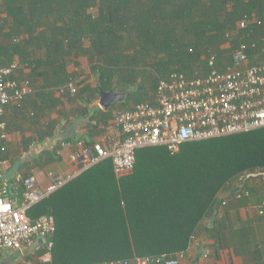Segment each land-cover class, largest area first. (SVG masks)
Segmentation results:
<instances>
[{
    "label": "trees",
    "instance_id": "1",
    "mask_svg": "<svg viewBox=\"0 0 264 264\" xmlns=\"http://www.w3.org/2000/svg\"><path fill=\"white\" fill-rule=\"evenodd\" d=\"M241 43L250 45L249 59L264 47V0H0V67L17 60L11 77L28 80L34 95L14 110L31 104L25 118L38 126L46 113L58 108L59 115L35 140H54L53 146L35 157V141L22 139L11 158L6 140L0 162L8 161L9 171L20 161L15 174L23 181L34 168L60 161L62 144L91 146L92 131L105 130L117 112L152 103L159 80L207 74L211 55L224 71ZM100 90L125 93V101L100 109ZM79 121L91 136L70 135ZM242 175L241 186L264 176V128L186 143L175 154L140 149L125 178L115 177L112 161L103 160L31 207L28 216L55 219L51 264L169 258L185 254L198 232L211 237L216 207L223 194L238 191L232 182ZM16 185L13 196H20L22 182Z\"/></svg>",
    "mask_w": 264,
    "mask_h": 264
},
{
    "label": "built area",
    "instance_id": "2",
    "mask_svg": "<svg viewBox=\"0 0 264 264\" xmlns=\"http://www.w3.org/2000/svg\"><path fill=\"white\" fill-rule=\"evenodd\" d=\"M246 25L241 22L239 27L245 29ZM249 48V44L241 43L224 71L216 69V56L211 55L207 74L188 77L173 73L169 79L159 80L152 103L117 112L105 141L88 147L74 144L78 149L68 157L73 169L65 174L50 173L46 187L39 186L32 175L23 181L19 178L16 184L22 182V192L13 196L11 192L18 186L3 182L0 174V254L22 252L37 245L44 251L43 261L51 264L55 219L50 215L31 219L28 211L103 160L112 161L115 177L125 178L133 173L140 149L164 147L175 154L186 143L264 128V62L251 64ZM19 67L17 61L0 67V145L7 140L3 119L7 108L21 104L32 92L28 80L12 79ZM68 89L74 92L75 87L69 85ZM243 179L244 175L238 181ZM248 195L243 189L234 192L236 198ZM183 259L184 254L178 253L169 258H137L134 264H181Z\"/></svg>",
    "mask_w": 264,
    "mask_h": 264
},
{
    "label": "crops",
    "instance_id": "3",
    "mask_svg": "<svg viewBox=\"0 0 264 264\" xmlns=\"http://www.w3.org/2000/svg\"><path fill=\"white\" fill-rule=\"evenodd\" d=\"M261 51L253 55V58L250 59L251 64L262 63L259 62L264 59ZM32 93L33 90L29 95ZM28 97H34V95ZM95 106L99 107L98 102L95 103ZM65 108L68 110L70 105L66 103ZM20 112L23 113L20 115ZM32 112L31 104L26 103L24 109L19 112L14 110V106L9 107L3 117L6 126L8 124V139L4 147L9 148L11 158H14L20 151L22 139L29 138L35 141L38 132L42 131L44 125L54 123L59 117L57 108L56 111L41 116L39 118L41 126H38L35 121H28L25 118L31 117ZM83 124V121L75 122L70 135H77V137L88 135V129ZM104 131L102 130L99 133L92 131L94 142H102L107 139L103 136ZM55 143L56 141L52 140L38 145L35 141L33 146L37 147L34 156L36 157L43 149L46 150ZM78 143L83 144V142H77L76 144ZM71 147L67 149L63 147L60 150L62 157L60 161L50 162L43 167L33 169L31 175L36 178L39 186H47L50 173L65 174L73 169V164L69 162L68 157L71 151L77 150L78 147L74 144ZM8 168V161L0 162V174L2 176L8 172ZM14 176L15 179L11 183L12 185H16L20 174L17 173ZM244 182V186H241L240 181L234 180L232 186L233 188L237 186L238 191L241 189L247 191L249 195L236 198L234 192L223 194L222 202L216 207L218 211L216 222L213 227L212 225L210 227L214 233L211 234L210 238L204 239L206 233L198 232L194 238L195 242L189 245L181 264H264V176L248 178ZM12 194H14V191H12ZM201 240H203V244L200 247L198 244ZM43 257L44 251L35 245L22 252L1 253L0 261L15 258L10 264H20L23 261L31 264H47L43 261ZM130 264H134V261Z\"/></svg>",
    "mask_w": 264,
    "mask_h": 264
},
{
    "label": "water",
    "instance_id": "4",
    "mask_svg": "<svg viewBox=\"0 0 264 264\" xmlns=\"http://www.w3.org/2000/svg\"><path fill=\"white\" fill-rule=\"evenodd\" d=\"M125 97V93H116L113 90H110L108 92L100 90L98 104L102 109L106 110L115 104L123 103L125 101ZM20 164V161L14 163L13 167L5 175H3L2 181L8 182L14 176ZM14 259L15 258L0 261V264H10Z\"/></svg>",
    "mask_w": 264,
    "mask_h": 264
},
{
    "label": "rangeland",
    "instance_id": "5",
    "mask_svg": "<svg viewBox=\"0 0 264 264\" xmlns=\"http://www.w3.org/2000/svg\"><path fill=\"white\" fill-rule=\"evenodd\" d=\"M264 49V48H263ZM262 52V56L264 57V51H261ZM98 102V101H97ZM112 126H109L104 132H103V136H105V138L106 137H108V131H109V129L111 128ZM119 179V178H118Z\"/></svg>",
    "mask_w": 264,
    "mask_h": 264
},
{
    "label": "clouds",
    "instance_id": "6",
    "mask_svg": "<svg viewBox=\"0 0 264 264\" xmlns=\"http://www.w3.org/2000/svg\"><path fill=\"white\" fill-rule=\"evenodd\" d=\"M98 100H99V99H98ZM119 104H120V103H119ZM115 105H116V104H115ZM98 106H99V104H98ZM98 108L102 109L100 106H99ZM104 110H105V109H104ZM116 114H117V113H116ZM115 116H116V115H115ZM113 121H114V120H113ZM113 121H112V123H111L110 125H108V127L111 126V125L113 124ZM108 127H107V128H108ZM107 128H106V129H107ZM106 129H105V130H106ZM148 148H149V147H148ZM11 193H12V192H11Z\"/></svg>",
    "mask_w": 264,
    "mask_h": 264
}]
</instances>
